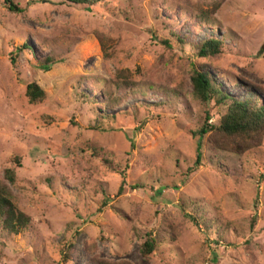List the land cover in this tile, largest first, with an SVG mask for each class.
Returning a JSON list of instances; mask_svg holds the SVG:
<instances>
[{
    "label": "rangeland",
    "instance_id": "obj_1",
    "mask_svg": "<svg viewBox=\"0 0 264 264\" xmlns=\"http://www.w3.org/2000/svg\"><path fill=\"white\" fill-rule=\"evenodd\" d=\"M12 1L21 12L0 0V177L14 169L4 181L30 220L0 231V264H264V137L240 155L204 139L193 168L206 107L189 93L193 63L231 95L264 93V0ZM208 36L223 52L199 58ZM125 69L132 89L116 84ZM146 232L164 242L143 255Z\"/></svg>",
    "mask_w": 264,
    "mask_h": 264
},
{
    "label": "trees",
    "instance_id": "obj_2",
    "mask_svg": "<svg viewBox=\"0 0 264 264\" xmlns=\"http://www.w3.org/2000/svg\"><path fill=\"white\" fill-rule=\"evenodd\" d=\"M67 3L76 5H94L102 0H64ZM7 7L12 12H21L12 0H3ZM95 38L101 44L102 51L107 53V44L104 35L95 31ZM163 44L169 47L167 40H161ZM25 45V44H23ZM28 45V44H27ZM222 38L218 39L214 36L198 42L195 46L196 55L199 58L214 57L223 52ZM22 49L29 47H17L15 50L20 52ZM16 58V57H15ZM14 57L11 59L14 62ZM53 62L51 57H46L38 61L42 69H48V64ZM205 66V65H204ZM203 64L195 65L193 63L189 79L191 89L189 93L198 102L205 105L204 117L200 126L194 131L197 134V147L194 167L199 165L201 160V147L204 139L215 150L226 151L234 154H244L250 151L255 146L262 143L264 137V93L255 95H245L242 98L234 96L222 89L221 83L206 69ZM119 83L122 86L133 88L134 81L131 78V72L128 70H118L116 73ZM234 87H245L240 82L233 81ZM248 86V85H246ZM249 90V89H248ZM250 91V90H249ZM251 92V91H250ZM25 96L29 104H37L45 99V91L35 81H31L25 86ZM111 105L115 104L113 99L106 98ZM105 102V101H104ZM114 102V103H113ZM209 106L216 107L219 110L217 122H209V119L214 116L209 110ZM114 118L113 115H105L104 119ZM217 164L218 161H217ZM14 182L15 172L12 167L4 170L3 178L0 177V231L9 234H18L26 229L29 225V217L21 211L14 202L12 190L4 181ZM142 242L141 253L143 255L150 254L162 244L163 237L146 232ZM113 264V263H101ZM115 264V263H114ZM119 264V263H116ZM124 264V263H121Z\"/></svg>",
    "mask_w": 264,
    "mask_h": 264
}]
</instances>
